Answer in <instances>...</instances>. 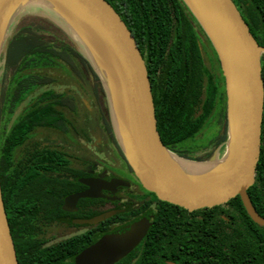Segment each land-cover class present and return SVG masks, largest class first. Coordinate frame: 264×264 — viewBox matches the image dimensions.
Returning <instances> with one entry per match:
<instances>
[{
	"label": "flooded vegetation",
	"instance_id": "obj_1",
	"mask_svg": "<svg viewBox=\"0 0 264 264\" xmlns=\"http://www.w3.org/2000/svg\"><path fill=\"white\" fill-rule=\"evenodd\" d=\"M254 38L264 49V38L259 34ZM261 68L264 85V51L261 53ZM220 70L224 87L222 109L217 119L224 129L217 138L227 131L226 85L221 65ZM73 72L77 77L75 83L80 85L79 72ZM8 73L11 72L8 70ZM51 75L54 81L35 88L13 108L10 100L16 91L14 79L9 77L7 91L4 84L0 87V130L5 108L11 115L28 100L21 122L42 95L50 93L52 97L41 100L42 105L66 98V107L58 106V109L67 122L60 123L59 129L40 126L30 131L22 143L13 147L8 162L3 161V151L19 122L6 136L2 137L0 131V168H7L14 180V204L10 209L24 217V223H15L14 219L9 223L8 220L17 260L24 261L25 252L30 264H76L77 256L97 240L130 224L149 223L146 235L138 245L114 264H188L191 242L207 240L205 230L200 237L191 235L193 224L208 223L206 208L190 211L165 203L147 190L113 133L107 108L105 115L97 111L94 120L91 115L81 124L80 106L85 99L76 93L57 92L55 86L60 77ZM7 92L8 98H5ZM85 110L91 113L90 109ZM201 113L202 109L198 115ZM205 124L192 137L174 141V150L168 149L179 157L197 162H206L215 155L218 157L217 138L213 142L216 149L211 154L207 152V146L195 150L187 148L190 141L202 136ZM187 130H191V126ZM261 159L264 167V103L259 161ZM21 185L24 186L21 188ZM102 217L105 218L97 220ZM210 223L221 221L211 220Z\"/></svg>",
	"mask_w": 264,
	"mask_h": 264
},
{
	"label": "water",
	"instance_id": "obj_2",
	"mask_svg": "<svg viewBox=\"0 0 264 264\" xmlns=\"http://www.w3.org/2000/svg\"><path fill=\"white\" fill-rule=\"evenodd\" d=\"M184 1L212 43L225 78L228 138L223 158L215 155L206 162L192 161L179 157L163 144L157 128L152 87L144 58L131 31L106 0H0V60L1 46L5 42L7 48L13 30L12 23L22 11L27 7L51 10L68 25L69 32L75 37L53 20L46 19L71 42L76 44V38L82 44L101 82L105 84V92L117 121L119 141L142 185L160 200L190 211L223 205L239 196L249 217L264 228V218L256 211L248 195L249 188L255 183L260 158L264 103L261 53L264 49L257 43L233 0ZM41 2L45 4L44 8L33 6ZM9 8L11 11L3 22L5 10ZM73 15L84 20L103 43L105 52L101 56L106 54L115 67L126 117H121L115 103L114 87L110 91L106 85V74L97 63L91 46L72 21ZM173 156L197 167L210 165L213 171L208 176L185 175L173 165ZM148 227L149 223L125 226L97 240L81 252L75 262L114 264L138 245ZM0 264H19L1 184Z\"/></svg>",
	"mask_w": 264,
	"mask_h": 264
},
{
	"label": "trees",
	"instance_id": "obj_3",
	"mask_svg": "<svg viewBox=\"0 0 264 264\" xmlns=\"http://www.w3.org/2000/svg\"><path fill=\"white\" fill-rule=\"evenodd\" d=\"M106 1L121 16L142 53L155 101L158 131L163 144L174 150L175 142L192 137L199 131L213 115L219 100L222 101L223 92L219 91L214 77L203 63L199 33L209 38L184 0ZM233 1L254 36L259 34L264 38V0ZM24 16L51 19L75 37L69 32L68 25L51 10L27 7L17 20ZM46 33L47 30L36 25L13 27L11 40L0 60V87H3L8 70L11 72L10 79L16 83L15 94L10 100L11 108L23 101L35 88L54 81L49 73L53 67H59L60 71H63V67H69L80 75L88 71L95 81H99L98 87L102 84L89 55L76 38L75 44L59 36L48 38ZM44 98L52 99L50 93L39 97L32 111L16 126L5 145L3 161L10 160L13 147L22 143L30 131L40 126L59 129L60 123L67 122L58 109V106L66 107V98L57 100L54 97L58 102L48 101L42 105L40 103ZM105 102L109 123L119 140L116 117L106 92ZM201 109L202 113L198 115ZM188 126H191V130H187ZM227 138V131L217 138L219 151L225 149ZM262 164L261 159L255 183L249 188L248 195L256 211L264 218ZM0 179L9 223H13V219L15 223H24L22 213L16 215L10 209L14 204L12 195L15 189L12 174L8 173L7 168H0ZM204 211L208 223L193 224L191 235L200 237L205 230L207 240L191 242L188 264H264V228L249 217L239 196ZM211 220L221 223H210ZM23 257L24 261L18 260L19 264H30L25 252Z\"/></svg>",
	"mask_w": 264,
	"mask_h": 264
},
{
	"label": "rangeland",
	"instance_id": "obj_4",
	"mask_svg": "<svg viewBox=\"0 0 264 264\" xmlns=\"http://www.w3.org/2000/svg\"><path fill=\"white\" fill-rule=\"evenodd\" d=\"M34 7H39V8H44L45 4H33ZM60 12L62 13V15H64V17H67V14L60 10ZM28 26V25H36L39 27L44 28L45 30H47L46 33V37H50L51 39H54L55 36H59V37H63L66 40H68V38L64 35V33L58 29L56 26H54L53 24H51L45 17L43 16H26L21 18L20 20H16V18L14 19L12 26ZM199 43L201 46V50H202V59H203V63L205 65V67L207 68V70L210 72V74L214 77V80L219 88V91H223V76L220 70V64H219V59L217 56V53L212 45V43L205 38L202 34L200 35L199 33ZM6 49V43L3 42L2 46H1V52L2 54L5 52ZM51 71H49L51 74L56 75L58 77H60L59 82L57 83V85L55 86V90L57 92H72V93H76L79 96H81V98H83L84 101L82 106H80V123H83L84 118L89 119V117L92 115V119L94 120V118L98 115V112L103 113V115L106 114V102H105V91H106V86L105 84L103 85V83L101 84L100 87L97 86V84L99 83V81H95V78L90 75V73L88 71L84 72L79 76V83L80 85L76 84V74L69 68V67H63V71L59 70V67H53L52 69H50ZM95 70V68H94ZM9 73H6V77H5V83H4V88L7 91V86L9 85ZM95 84V86L93 87V85ZM102 87V89H101ZM93 89V90H92ZM4 90V91H5ZM27 103L28 100H26L24 103L20 104L16 110L14 111L13 114L9 115L7 114L8 110L5 108V110L3 111V115H2V122H1V133H2V137L6 136L9 131L11 130V128L17 123L19 122L21 116L26 112L27 109ZM86 106V107H85ZM85 108L90 109L91 113H88L87 110H85ZM222 109V104L221 101L219 100V102L217 103V108L214 111L213 115L207 120L204 129L202 130L201 134L198 137V139L194 140V141H190V146H188L187 148H190L191 150H195L204 146H207V152L208 153H212L213 150L216 149V147L214 146L213 142L216 141L215 139L220 135V133L223 132V124L218 122V117L217 114L221 111ZM98 111V112H97ZM90 114V115H89ZM38 133V132H37ZM37 139H40V137H37ZM48 140H50L48 138ZM204 149V148H203ZM22 150V148H21ZM226 151L227 149H224L222 152H219V158H223L226 155ZM21 153V151H20ZM209 154V156H210ZM213 167H211L210 165H206V166H201V167H197L194 168V172H192V174H196V175H200V176H205V175H210V173H212Z\"/></svg>",
	"mask_w": 264,
	"mask_h": 264
},
{
	"label": "bare ground",
	"instance_id": "obj_5",
	"mask_svg": "<svg viewBox=\"0 0 264 264\" xmlns=\"http://www.w3.org/2000/svg\"><path fill=\"white\" fill-rule=\"evenodd\" d=\"M51 2V1H49ZM53 3V2H51ZM11 11V8L5 10L4 20L5 22L7 14ZM74 18H72V21H74L75 26H78L79 33L81 36L87 41L88 45H90V49L97 61V63L100 65L101 70L104 71L106 74V79L108 80L106 85L109 86V90L111 91L112 87H114V98L116 106L119 108V111L121 113V117H126L125 112V104L122 97V94L120 93V82L119 78L117 76L115 67L111 63V61L108 59L107 55L105 54L104 57L101 56V53L103 54L105 52V48L101 40L97 37L95 32L86 24L84 20H82L77 15H73ZM2 23V22H1ZM8 23V21H7ZM37 38V37H36ZM95 52V53H94ZM116 85V86H115ZM115 92V93H114ZM191 160V159H190ZM173 165L180 170L185 175L191 176L190 173L194 172V168H197V166L185 163L176 157H172Z\"/></svg>",
	"mask_w": 264,
	"mask_h": 264
}]
</instances>
